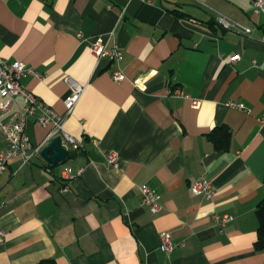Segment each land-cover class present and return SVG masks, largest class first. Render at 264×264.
Listing matches in <instances>:
<instances>
[{
  "label": "crops",
  "instance_id": "crops-1",
  "mask_svg": "<svg viewBox=\"0 0 264 264\" xmlns=\"http://www.w3.org/2000/svg\"><path fill=\"white\" fill-rule=\"evenodd\" d=\"M252 3L0 0V58L37 73L21 85L59 115L64 78L84 87L62 124L81 147L55 166L40 155L49 127L28 118L31 144H44L28 162L10 159L0 178V264H264L254 249L264 198V14ZM218 14L250 32L221 28ZM99 36L120 49L117 61L92 55ZM21 107L15 98L10 114ZM221 126L225 151L207 136ZM6 148L0 133V153ZM67 169L82 171L64 181ZM200 179L211 199L191 192ZM142 185L159 194L158 213L141 204ZM223 214L232 220L220 227L213 216ZM160 232L171 236L169 253Z\"/></svg>",
  "mask_w": 264,
  "mask_h": 264
},
{
  "label": "built area",
  "instance_id": "built-area-1",
  "mask_svg": "<svg viewBox=\"0 0 264 264\" xmlns=\"http://www.w3.org/2000/svg\"><path fill=\"white\" fill-rule=\"evenodd\" d=\"M145 1L148 2L149 0ZM252 6L254 13L264 14V0H253ZM216 22L225 30H233L244 34L250 32L249 28L222 14L217 15ZM262 40L264 41V36ZM90 51L96 58H105L109 62H115L121 56L120 49L117 47H113L112 49L108 48L101 36L96 37L90 43ZM239 59L240 56L234 54L230 57V63H236ZM36 74L37 73L33 69L26 67L22 62H7L0 58V133L3 134L7 143L6 150L0 153V178L7 169L10 159L20 156L24 162H28L34 154H37L41 150L43 144L47 140L56 136L61 137L67 149L70 147L72 150H78L81 147V141L67 133L63 129L62 124L64 118L73 111L75 105L79 101L84 87L73 82L68 77L64 78L69 92L63 101L65 113L64 115H59L50 107L44 105L21 85V79L26 75L36 76ZM111 79L115 83H120L125 79V75L119 70H114L111 73ZM173 94L178 97L188 98V96L180 90H176ZM17 97L21 99L22 107L20 110L10 114L11 107ZM191 104L194 108H197L199 102L191 100ZM228 105L238 110H243L245 108L242 103L238 102H229ZM35 115H37V123L42 127H49V132L47 133L44 143L33 146L26 134L25 127L28 118ZM29 151L30 153H28ZM106 160L108 164L112 166L117 165V156L113 152H110L106 156ZM81 171L82 170H78L73 174L71 169H67L62 178L64 181H70L75 176L80 175ZM190 189L194 195L201 196L204 199H211L214 194L210 181L204 179L192 182ZM62 191L66 192L67 187L62 188ZM139 191L141 204L146 206L152 213H158L161 210L159 194L147 185H142ZM213 217L220 227H224L232 220V217L228 214L214 215ZM3 240L4 232L0 230V244L3 243ZM159 240L160 247L163 251L169 253L173 250V244L169 233L160 232Z\"/></svg>",
  "mask_w": 264,
  "mask_h": 264
},
{
  "label": "trees",
  "instance_id": "trees-1",
  "mask_svg": "<svg viewBox=\"0 0 264 264\" xmlns=\"http://www.w3.org/2000/svg\"><path fill=\"white\" fill-rule=\"evenodd\" d=\"M207 136L217 149L222 151L227 150L230 141V133L226 127H217L213 129ZM255 215L257 218L258 227L257 238L254 242V249L264 253V198L258 202L255 209ZM37 264H55V262L53 260H46Z\"/></svg>",
  "mask_w": 264,
  "mask_h": 264
},
{
  "label": "water",
  "instance_id": "water-1",
  "mask_svg": "<svg viewBox=\"0 0 264 264\" xmlns=\"http://www.w3.org/2000/svg\"><path fill=\"white\" fill-rule=\"evenodd\" d=\"M53 155H49V153ZM41 157L46 160L50 166L60 163L68 155L67 147L62 144L60 136L54 137L40 152Z\"/></svg>",
  "mask_w": 264,
  "mask_h": 264
}]
</instances>
